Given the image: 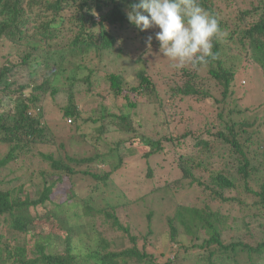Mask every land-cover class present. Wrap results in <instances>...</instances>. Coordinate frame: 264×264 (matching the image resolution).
Instances as JSON below:
<instances>
[{
    "label": "trees",
    "instance_id": "obj_1",
    "mask_svg": "<svg viewBox=\"0 0 264 264\" xmlns=\"http://www.w3.org/2000/svg\"><path fill=\"white\" fill-rule=\"evenodd\" d=\"M138 2L139 0H0V44H2L0 59H5L3 65L0 63V105H3V100L7 99L15 103L13 116L0 114V146L8 149V152L0 158V171L20 161L22 154L27 155L26 153L31 152L30 145H35L41 137L44 138L42 143H47L46 136L50 132L40 127L41 114H35L40 97L35 93L52 88L51 94L55 97L60 91H65L68 95V104L62 110L63 117L65 120H72L71 126L80 131L81 113L77 105L78 95L73 87L77 79H71L72 84L67 90L59 87L63 74H60V69L70 62L72 57H76L81 60L79 69H88L92 64L90 69L92 73L97 70L104 55L116 49L118 39H122L126 32L137 34L140 41L145 44L147 38L155 35L159 29L140 31L129 22L127 12ZM199 2L203 8L219 19L223 36L220 40L214 41L213 52L216 53V58H209L207 64L179 69V72L172 77L167 76L171 86L166 90H159L158 84L149 75L146 67L137 70L138 85L128 88L125 87L126 80L122 75L106 73L105 78L109 87L106 92H101L99 95L105 99L106 96H111L115 100L123 99L127 106L124 105L122 108L125 111L114 113L103 105L100 115H91L87 121H92L96 125L101 124L99 130L101 136L110 124L113 131L122 136L126 135L127 138L118 140L115 148L110 149L107 154L92 158L67 157L65 162L61 158L55 160L53 156H43L50 161L56 172L48 175L50 178H55V181L46 186L47 180H45L44 188L37 197L20 185L0 189V227H6L5 233L2 234L0 231V264H79L78 257L81 250L74 244L76 243L74 234L80 233L81 236L88 234L81 233L83 230L78 219L68 226L63 215L64 205L67 202L70 210L78 208L80 204L70 203L76 196L74 192L71 195L69 192L66 203L61 205L54 202L52 194L57 184L64 178L72 183L77 176L90 177L94 181H107L110 173L100 177L92 173L90 167L82 168V166L96 160L105 161L104 158L107 156L117 157L119 162L113 165L112 171H118L123 159L121 150L131 149L123 147L127 141L134 147L137 140L138 142L135 143L137 147L145 149L141 158L148 163V177H153L154 171L149 160L156 154L165 153V142L172 143L173 137L163 136L155 139L139 133L131 121L139 103L143 102L141 99L159 101L161 106L164 96L171 93V98L197 97L200 100L212 99L217 103H225L229 94L234 93L235 77L240 70V65L234 64L245 59L243 54L247 57V52L251 54L253 63L263 71L264 75V0H243L241 1L243 5L239 4L238 0H199ZM156 45L159 46L158 41ZM137 62L141 60L137 59ZM55 67L58 70L54 73V78L45 77L46 70L51 73ZM156 67L161 70L159 64ZM23 70L31 79L27 84H20L17 79L18 72ZM41 72H44V82L33 86L34 78L38 79ZM203 72L209 74L212 79L204 78ZM55 80L56 83L60 82L57 86ZM214 80L217 81V86L221 85L224 89L221 100L214 98L211 90L206 89L208 82ZM82 81L94 88L93 79ZM27 91L31 92L29 96ZM218 117V121L223 120L222 114ZM218 121L213 126V131L207 132L210 140L201 137L197 141V154H209L214 158L216 157L214 153L220 151V146L230 147L228 160L232 172L211 176V184H208L196 174L199 168L206 166L202 159H195V156H187L186 159L181 157L178 168L183 179L180 182L187 184L188 188H194L198 181V186L204 189L201 192L211 200L216 198V201L223 203H237L243 218L250 217V220L264 227V172H261L253 161V156H258V153L250 155L249 152L253 148L247 147L237 139L233 126ZM139 127L144 126L139 124ZM243 132L247 134L246 130ZM85 137L87 138L88 135H81V138ZM187 137L188 133L181 139ZM254 137L256 138L255 134L249 136L246 144L252 143ZM261 139L259 143H262L263 151L260 156L264 159V137L263 140ZM223 156L224 153L219 157L224 158ZM21 170L23 168L18 172ZM15 179L13 183L23 180L21 176ZM170 183L173 186L180 184ZM171 185L166 187L170 188ZM226 191H233L237 197L227 198ZM204 204L206 209L193 207L187 219L184 211L178 209L175 217L168 222L171 240L178 243L177 237L185 235L184 237L192 241L194 248L204 251V255L198 258L197 264H242L239 260L241 256L247 257V262L244 264H264V237L257 240L248 230L249 240L240 239L226 244L221 239L227 225L226 218L210 210L209 200ZM89 212L90 208L86 207L85 216H89ZM73 215L79 217L75 213ZM107 215L113 219L115 226L126 233L129 232L128 229L120 226L117 218L111 214ZM177 222L180 223L185 234H179V229L175 226ZM245 226L250 227L247 223ZM202 230L209 238L199 244ZM131 240L133 243L136 242V238ZM61 241L65 243L63 249L60 247ZM106 246V243L100 242L93 250H87L84 262L89 264L91 260H98L97 264H119L121 258L123 261L136 259L139 264H154V256L147 251H139L137 247L113 253L105 252ZM185 249L189 251V248ZM179 261L178 256L174 263L169 261L165 264H180Z\"/></svg>",
    "mask_w": 264,
    "mask_h": 264
},
{
    "label": "rangeland",
    "instance_id": "obj_2",
    "mask_svg": "<svg viewBox=\"0 0 264 264\" xmlns=\"http://www.w3.org/2000/svg\"><path fill=\"white\" fill-rule=\"evenodd\" d=\"M241 1L243 0H238V3L243 5ZM151 37V41L147 38V42L143 44L137 34L126 32L122 39H118L116 49L105 54L103 61L97 66V70L92 73L90 72L92 64L88 69H79L81 60L76 57H72L70 62L60 69V74L63 73L61 75L62 82L56 83L55 80L56 86L60 83L59 87L67 90L72 84L71 79H77L73 87L74 92L78 95L77 105L81 113L79 122L82 128L80 131L68 124L63 117L62 110L68 104V95L65 91H60L55 97H52V88L45 92L35 93L40 97L35 114H41L40 127L46 129V132H50L46 136L47 143H42L44 138L41 137L35 145H30L31 152L26 153L27 155L22 154L20 161L1 170L0 189L20 185L37 197L44 188L45 180H47L46 186L55 181V178H50L48 175L56 172L50 161L43 156H53L55 160L61 158L65 162H67V157L92 158L96 155L107 154L110 149L115 148V143L118 140L127 138L126 135L122 136L113 131L110 124V128L107 127L101 136L99 134L101 124H93L87 119L91 115L99 116L103 105L109 107L110 111L114 113L125 111L122 108L124 105L127 106V103L123 99L115 100L111 96H106L105 99L99 95L101 92H106L109 87L105 78L106 73L122 75L126 80L125 87L128 88L138 85L137 70L146 67L149 75L158 84L159 90H166L171 86L168 77L179 72V69L173 68L172 62L159 52L155 35H151ZM243 55L245 59L234 64L240 65V70L235 77L234 93L229 94L225 103H217L212 99L200 100L197 97L176 96L171 98V93L164 96L161 106L159 101L152 102L149 99L147 101V99L140 98L143 102L139 103L131 121L139 133L155 139L163 136L173 137L172 143L165 142V153H159L150 158L149 162L154 171L152 178L148 177L147 161L141 158L145 149L137 147L135 143L138 141L135 140L134 147L129 144V141L125 142L123 147L131 149L121 150L123 159L118 171H112L113 165L119 162L117 157L107 156L104 158L105 161L96 160L82 166V168L90 167L91 172L100 177L110 173L107 181H94L90 177L77 176L73 179V183L64 178L57 184L52 194L55 203L65 204L69 192L70 195L74 192L76 196L70 203L80 204L78 208L70 210L69 202H67L64 205L65 214L63 215L68 226L74 224L78 219L83 230L81 233L88 234L87 236H81L80 233L74 234V242H76L74 244L78 245L81 250L78 257L79 264H87L84 262L87 250H93L100 242L107 244L105 252L119 253L135 247L141 252L147 251L148 254L154 256V264H165L169 261L174 263L178 256L180 264H197L198 258L204 255V251L194 248L192 241L184 237L185 235L177 237L176 242L178 243L173 242L170 238L171 230L168 222L169 219L175 217L179 208L184 211L185 219L190 216V210L193 207L206 209L204 203L207 200L210 201V210L227 220V225H225L221 236L226 244L240 239L249 240L248 230L257 240L264 237V227L260 226L258 222L250 220V217L243 218L237 203H223L216 201V198L211 200L201 192L204 189L198 186V181L194 188H188L187 184L180 182L183 175L178 168L181 157L186 159L187 156H195V159H202L206 166L199 168L196 174L198 178L208 184H211V176L232 172L228 160L231 152L230 147L220 146V151L214 153L216 156L214 158L209 154H197V141L201 137L210 140L207 132L213 131L218 116L222 114L223 120L218 122L233 126L237 139L247 147L253 148L249 152L250 155L258 153V156H253V161L260 171L264 172V159L260 156L263 146L262 143H259L260 138L263 140L264 137V75L263 71L253 63L249 52H247L248 58L245 54ZM137 59H140L141 62H137ZM0 63L3 65L5 59H0ZM157 64L160 65L161 70H158ZM57 70L56 67L51 73L46 70L45 77L53 79ZM41 73L38 79L34 78L33 86L41 85L44 82V72ZM203 77L212 79L206 72H203ZM17 79L20 84H27L31 81L25 70L18 72ZM83 79L89 81L93 79L94 88L83 82ZM206 89L211 90V95L214 98L222 99L224 89L221 85L217 86V81L208 82ZM26 93L28 96L31 94L30 91ZM14 105L15 103H11L9 99L3 100V105H0V114L13 116ZM38 109H40L39 113H37ZM139 124L144 127L140 128ZM243 130H246L247 134ZM187 133L188 137L181 139ZM85 134L88 137L81 138V135ZM253 134L256 135V138L254 137L251 142L256 143L246 144V139ZM29 140H32L31 137ZM6 152L8 149L0 146V158ZM223 153L225 154L224 158L219 157ZM67 164L70 165V163ZM22 168L23 170L18 172ZM20 176L23 178L22 182L13 183L15 178ZM236 179L239 180L238 177ZM170 182H179L180 184L173 186ZM169 184L172 185L167 188L166 186ZM225 194L227 198L237 197L233 191H226ZM86 207L90 208L89 216H85ZM74 213L79 217L73 215ZM107 214L117 218L120 226L128 229L129 232L126 233L115 226L113 219ZM244 221L250 227L247 228ZM175 226L179 229V234H185L180 223H175ZM5 228L0 227L2 234L6 230ZM131 238H136V242L133 243ZM200 238L199 244L209 236L202 230ZM64 246L65 243L61 241V249ZM185 248H189V251H186ZM246 258L241 256L239 260L244 264L247 262ZM135 260L123 261L119 258L118 262L119 264H139ZM98 262V260H91L89 264Z\"/></svg>",
    "mask_w": 264,
    "mask_h": 264
},
{
    "label": "clouds",
    "instance_id": "obj_3",
    "mask_svg": "<svg viewBox=\"0 0 264 264\" xmlns=\"http://www.w3.org/2000/svg\"><path fill=\"white\" fill-rule=\"evenodd\" d=\"M127 17L140 31L159 29L155 33L159 52L172 62L173 68L196 67L216 58L214 41L223 36L219 19L203 8L199 0H139L131 6ZM67 123L72 124V120Z\"/></svg>",
    "mask_w": 264,
    "mask_h": 264
}]
</instances>
